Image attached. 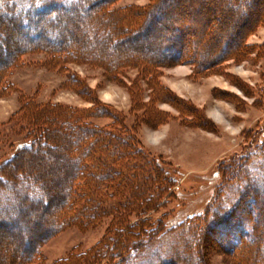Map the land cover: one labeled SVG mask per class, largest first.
<instances>
[{"label": "rangeland", "instance_id": "rangeland-1", "mask_svg": "<svg viewBox=\"0 0 264 264\" xmlns=\"http://www.w3.org/2000/svg\"><path fill=\"white\" fill-rule=\"evenodd\" d=\"M12 1L16 10L22 11L32 0ZM168 1L166 5L171 3V9L167 7L164 14L158 11L155 0H103L106 11L117 18L127 8L141 12L133 31H142L141 36L120 44L131 45L138 52L131 55V60L120 58L116 68L91 59L64 56L62 61L56 60L53 53L40 49L16 50L14 63L0 84V163L27 140L28 123L39 127L42 124L40 129L43 128L45 115H34L31 119L26 111L44 105L83 110L84 123L98 128H108L116 117L142 154L137 167L126 165L133 158L111 155L107 163H113L112 168L122 173L130 170L131 182L120 180L119 184V178L113 180V186L109 181L100 182L97 192L90 194L101 200L94 218L80 211V202L73 211L79 210L81 214L45 235L49 223L60 226L56 211L65 201L68 177L73 171V162L65 151L72 138L55 141L50 132L44 141L45 151L32 153L30 157L35 158L32 162L19 164L22 173L24 169L33 175L42 173L35 184L21 181L17 186L7 185L8 190L17 189L13 197L0 192V211L6 212V223L13 224L0 227V232L4 231L0 234V264H14V257L20 253L11 242L32 229H36L34 236L42 264L118 262L119 257L92 253L115 240V227H120L119 213L124 214L123 227L142 220L164 230L163 235L124 264H159L160 258L174 252L178 262L184 264H238L235 257L216 245L213 235L206 231L207 221H197L201 228L197 229L201 237L198 243H204V248L169 230L182 221L203 215L210 207L214 210L221 202L227 206L235 195V183L240 181L233 171L243 167L250 178L264 184L261 148L264 144V0H252L251 4L248 0ZM84 5L86 2L79 7L82 9ZM92 9L87 15H76L73 21L55 15L62 22L56 25L58 28L46 22L44 25L59 30L62 40L73 44L77 35L99 27L90 24L98 11ZM157 15L163 17L153 23ZM16 26L1 29L10 36H7L9 41L1 39L0 44H7L6 49L11 53L16 49L15 43H25L24 36L15 31ZM106 32L95 33L94 39L89 37L83 49L89 54L93 50L92 56L96 55L95 41L104 38ZM178 36L184 40L183 49L191 53L189 57L204 61L202 67L194 66L184 57L176 60L160 56L166 41L176 40ZM123 39L118 37L119 41ZM107 52L111 55L117 50L109 48ZM96 107L103 113L97 114ZM61 131L66 129L61 127ZM156 174L160 178L158 182L153 180ZM147 175L151 177L149 180ZM36 182L41 184L39 189ZM137 188L151 196L150 209L144 211V205L130 198L133 197L130 192L136 193ZM29 195L40 200L34 203ZM45 200H48L46 206ZM16 202L23 209L14 205ZM12 204L13 208L9 209ZM42 219L49 222L40 226ZM200 256L204 257L200 259L202 263L197 261Z\"/></svg>", "mask_w": 264, "mask_h": 264}, {"label": "trees", "instance_id": "trees-1", "mask_svg": "<svg viewBox=\"0 0 264 264\" xmlns=\"http://www.w3.org/2000/svg\"><path fill=\"white\" fill-rule=\"evenodd\" d=\"M155 1L156 7L158 6L157 8H160L158 11H162L164 14L168 11L166 8L171 7V3L170 5H166L169 4L168 0ZM215 1L214 3H220V1L226 3V0ZM82 2H86V5L81 9L79 4ZM252 2V0H248V4ZM105 3H103V0H32L29 1L22 11H17L16 4L12 0H0V36H3L0 38V42L1 39L9 41L7 36H10V34L7 35L1 29L9 25L13 26V24H15V26L17 25L15 27L16 32L24 36L23 41H25V43H15L14 48L16 49L13 53H11L10 49H6L7 44L4 46L0 44V84L1 82L3 83V78L7 74L10 66L14 63L18 53L16 50L18 49H21L20 52H27L33 49L45 50L53 53L54 58L61 61L64 59V56L76 60L81 58L85 60L91 59V61L98 60L109 68H116L115 66L120 62V58H122V60L124 58H129L128 60H131V55L138 51L131 45L122 47L120 44H122L124 40H135L141 36L142 31L140 33L133 32L135 31L134 26L137 25V18L141 15V12H135L127 8L122 10L120 12L122 14L117 18L114 13L106 11L104 7ZM233 7L236 8L235 6ZM91 8H97L98 11L95 13L97 15H95L93 22L90 24H92L93 27H99L91 31H84L81 35H77L74 37L73 44L62 40V33H59V30H53L49 28V26L44 25L45 22L50 26H56L59 23L62 24L60 19L55 18V15H60L64 20L73 21L74 17L76 15L79 16L80 13L81 15H87L88 10ZM49 10L51 14L47 15ZM162 17L163 15L154 16L152 22L155 23ZM149 22L150 20L147 22L148 25L150 24ZM107 30H111V33H107ZM103 32H106V34L104 38L95 41L98 47L96 45V55L92 56V54L95 53L93 50L91 54H89V51L83 48L86 46L89 37L90 39H94L95 33L99 35ZM118 37L124 39L119 41ZM183 41L184 40L179 38V36L176 40L168 39L160 56L163 58H174L176 60L184 57V60L190 61L194 66L202 67L204 61L202 62L200 58L194 60L189 57L191 53L183 49ZM16 45H18L19 48H17ZM109 48L110 50L115 48L117 52L109 55L107 52ZM5 84L6 83H4V85ZM37 108L38 107H35L26 111V114H30L31 119H34V115H45L46 121L43 123V128L40 129L42 124L39 127L32 123H28L27 140L18 147L19 149L15 154L0 163V192L13 197L16 195L15 191L17 189L15 188V191L11 189L8 190V186H17L21 181L35 184V181L38 180L42 173L39 172L40 174L33 175L27 173L25 169L24 173H22L19 164L26 161H28V163L30 161L32 162L35 159L30 157L32 153H41L45 151L46 144L44 141L48 140L51 134L50 132H52L51 139L55 141H59V139L68 141L65 137L68 139L72 138L70 140L71 142H67L65 151L69 152V158L73 162V171L68 177V189L66 191L65 201L62 205L58 206L59 208L57 207L56 211V220H59L58 224L60 226L56 227V225H53L51 222L45 227L46 229H44V227L41 228L44 229L45 235H49L62 227V225L67 224L72 218L81 214L79 210L78 212L73 211L74 205L80 202L82 204V210L80 211L86 213L88 218H94L96 216L95 213L98 211L101 200L100 198H92L90 194L97 192L101 185L100 182L109 181L111 182V186L114 185L113 180L117 178H119L117 181L119 184H121L120 180H125L128 183L131 182L129 180L132 179L133 173H129L130 170L125 169L124 173H122V170H114L112 168L113 163H107L108 158L112 157L111 155L133 158V161L126 163V165L137 167L139 166V157L142 153L141 148L135 146L130 134L125 133L127 131L124 129L123 123L119 122L116 117L114 123L108 128H98L89 122L84 123V115H86V113L83 110L72 108L62 109L59 106L50 105L39 107L40 109ZM96 111L97 114L103 113L100 107H96ZM60 126L62 128L64 127L66 132L61 131ZM121 131H123L124 134L121 133ZM261 148L264 151V144ZM107 150L110 151L108 152ZM16 163H18V165H16ZM8 167L9 170H7ZM242 168L236 172L233 171V173H237L236 177H240V181L239 183H235L234 186L237 187L235 195L232 196V200L229 201L227 206L223 205V202H221L214 210L210 207L203 215H197L182 221L169 231L178 232L181 238L188 237V240L197 244L201 239L198 235L199 230L197 231V229L201 228L197 226V221H207L209 224L207 225L206 231L211 234V236L213 235L216 245L235 257L238 264H264V187H262L264 184H262V181L259 179L250 178L247 169L243 170ZM157 175L158 174L153 177L155 182L160 180ZM146 178L149 180L151 177L147 175ZM40 185V183L36 182L35 186L39 189ZM5 189L6 191L4 192ZM136 191V193L130 192L133 194V197L130 198H136L135 201L140 202L142 206L144 205V211H146L148 207L150 209L151 196L145 194L144 190L143 194L138 188ZM29 197L32 199L30 195ZM32 200L36 203L40 199ZM44 202L46 206L48 200ZM148 204L150 206H148ZM14 205L23 209L20 202H16ZM14 205H9L8 208H13ZM5 214V211H0V227L3 225L12 227L13 224L11 222L6 223L4 218L6 217ZM123 215L124 214L121 213L118 214L120 227H115V240H112L107 245L105 244L102 248L96 250V252H94L95 254L92 253L93 256H101L103 254L109 258L119 257V263L115 262L112 264H124V262H128L132 258L133 254L142 250L144 251L148 244L155 241V238L163 235L162 233L164 230L161 226L155 224L147 225L145 224L146 222L142 220L127 226L124 223L125 227H123L121 222V219L124 218ZM18 216L23 217V215ZM192 220L197 224L193 225ZM47 221L48 220L42 219V222H39V224H41L40 226H44ZM32 230V232L23 233V236L21 234L20 237H16V240L14 239L11 242L17 245L16 249L21 256L18 255L14 257V264H42V259L38 252L37 238L34 236L36 229ZM3 232L4 231L0 232V234ZM16 235L18 236L17 233ZM19 242H23V245H18ZM186 243H188V241L185 242V244ZM204 246L205 244L200 242L197 247L204 248ZM17 250H15V252H17ZM200 252L202 254L203 249H200ZM11 255H13V253H11L10 256ZM175 256L177 255H175L174 252L170 254L169 257L160 258L158 262L159 264H184L183 261L178 262ZM202 257L203 256L197 258L199 263H202L200 260ZM4 260H6V257H4ZM135 260L136 262L138 261L137 259Z\"/></svg>", "mask_w": 264, "mask_h": 264}, {"label": "bare ground", "instance_id": "bare-ground-1", "mask_svg": "<svg viewBox=\"0 0 264 264\" xmlns=\"http://www.w3.org/2000/svg\"><path fill=\"white\" fill-rule=\"evenodd\" d=\"M16 31V30H15Z\"/></svg>", "mask_w": 264, "mask_h": 264}]
</instances>
